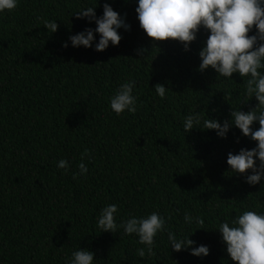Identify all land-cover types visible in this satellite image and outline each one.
<instances>
[{
	"label": "trees",
	"instance_id": "16d2710c",
	"mask_svg": "<svg viewBox=\"0 0 264 264\" xmlns=\"http://www.w3.org/2000/svg\"><path fill=\"white\" fill-rule=\"evenodd\" d=\"M106 2L130 29H119V44L104 51L69 40L95 28L73 13L95 0H20L0 13V264H65L78 247L94 253V264H236L215 228L245 210L264 212V181L249 185L226 158L256 142L235 127L220 138L211 129L184 132L183 123L194 110L222 122L232 106L248 111L257 101H243L238 74L229 80L198 70L203 28L188 50L173 39L154 45L139 26L136 0H98L97 16ZM50 20L58 25L52 33L42 25ZM129 79L137 111L117 116L109 98ZM157 83L169 88L166 98ZM85 150L91 156L80 176ZM60 159L67 171L57 168ZM112 203L117 222L159 212L178 238L193 231L190 247L207 245L208 255L173 250L163 232L153 254L139 257L144 246L135 235L98 229L100 210ZM185 212L205 228L185 226Z\"/></svg>",
	"mask_w": 264,
	"mask_h": 264
},
{
	"label": "clouds",
	"instance_id": "9594fccd",
	"mask_svg": "<svg viewBox=\"0 0 264 264\" xmlns=\"http://www.w3.org/2000/svg\"><path fill=\"white\" fill-rule=\"evenodd\" d=\"M20 0H0V13L16 9ZM93 6L81 7L73 12L78 19L95 23V28L85 27L82 31L70 35L71 46L92 47L104 51L109 44L116 46L122 39L119 29H130L125 16L113 9L109 3L103 4L102 14L97 16ZM135 12L140 28L156 41L173 39L181 43L185 50L197 38L201 28L207 31V38L198 52L199 71L209 67L216 73V78L233 80V74L242 78L248 101L255 98L257 104L243 111L233 107L230 118L219 121L209 118L205 113L192 111L184 118L183 130L193 128L215 130L220 138H226L230 128L239 129L240 133L256 142L255 147L241 148L235 154H227L226 163L230 173L244 176L249 185L264 181V0H136ZM49 33L58 28L55 20L42 24ZM94 33L99 34L98 41ZM67 47L68 42H63ZM136 81L129 79L119 85L109 98V107L117 116L127 112L134 114L138 107V97L134 95ZM156 94L166 98L169 88L161 83L154 86ZM242 102V101H241ZM205 115L207 119H205ZM258 123L259 127H253ZM91 154L85 150L81 162L77 165L79 175L84 176L87 165L83 162ZM69 161L60 159L57 168L67 171ZM73 178L77 173L73 172ZM264 183H261V187ZM118 205H105L97 217V227L101 231L117 233L120 229L125 235H135L137 242L144 247L137 249L138 256H151L156 246L155 237L167 232L168 246L175 251L188 249L192 255L206 256L207 245H197L186 236L179 237L167 226V218L153 211L144 216L130 215L117 222ZM183 223L196 229L205 228V220L191 213L183 214ZM217 229L230 259L236 264H264V212L245 210L230 221H222ZM94 253L87 248H77L66 258L65 264H94Z\"/></svg>",
	"mask_w": 264,
	"mask_h": 264
}]
</instances>
